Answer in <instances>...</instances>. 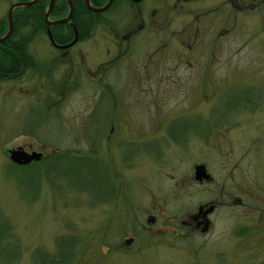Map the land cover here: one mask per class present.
<instances>
[{
    "label": "rangeland",
    "instance_id": "rangeland-1",
    "mask_svg": "<svg viewBox=\"0 0 264 264\" xmlns=\"http://www.w3.org/2000/svg\"><path fill=\"white\" fill-rule=\"evenodd\" d=\"M15 1L17 0H0V17L5 16L8 7ZM151 3L157 5L155 0H151ZM189 3L191 11L189 15H193L196 19L200 16L205 17H200V21L191 20L192 31L199 28L198 33L202 34L198 36L206 38L201 42L202 57H199L204 68L200 83L201 93L199 94V89H195L198 78L195 77L194 67H184V65L176 67L178 62L173 63L174 57L165 59L163 62L155 63L154 70H159L165 75L171 69L180 76L172 78L173 76L168 75L164 81H159L160 90L163 91L165 88L161 93L149 94L146 92V85L139 84L137 92L128 94L126 99L128 101L130 97L132 102L136 100L134 103L136 106L128 107L131 109L130 118L143 120L146 123L149 119L175 116L179 119L181 116L193 117L196 113H199L201 116L197 117L201 118L219 117L223 109L216 107L224 102L227 90L231 88L230 91H233L232 86L238 88L242 86L239 78H232L233 82L228 84L230 80L228 75L231 71L243 74V80H264V20L259 19L255 12L245 15L242 11H236L232 16L233 24L230 23L231 20L228 24L227 0H193L192 2L190 0ZM169 4L168 2L167 8ZM113 6L104 14L106 24L111 25L104 27L98 24L91 30L89 39L82 40L75 46L83 53L91 51L90 57L95 62L101 59L103 53H100L99 44L104 40L110 48L109 39L119 38L124 29L137 23L138 20H142L144 27H147L155 23L152 18L157 19L155 15L145 12H141V19L136 18L132 7L127 3ZM170 7L172 11L169 22L174 30L178 23L182 22L183 16L177 6ZM209 9L213 11L210 12ZM215 27L218 29L213 30ZM227 27H230L229 30ZM217 30L226 31L214 39V35L218 34ZM250 31L255 33L261 31L259 40L249 43L247 36ZM184 34V38L194 37L191 31H186ZM148 37L146 30L143 36L138 33L137 40ZM214 40L218 43V47L214 51V56H208L211 49L216 47ZM140 48L142 49L140 52L148 53L153 57L147 58V55L144 59L136 57L135 64L139 69L147 70L150 63L158 56L163 58L168 56L167 48L165 55L145 52L144 46ZM27 49L40 62L43 72H27L20 79L0 81V213L8 219L11 231L19 240L21 255L18 264H31L30 252L34 248H40L48 254L54 253L55 243L59 237H73L76 241L74 257L68 264H184L185 261H189L185 259L180 249L174 250L175 254L166 253L163 246L157 245L153 247L155 249H150L151 251L138 254L130 249L123 252L114 251L113 248L106 249L105 242H114V235L118 236L115 233L117 232L115 207L112 202L89 201L82 189L76 188L83 186L81 179L86 180V173L78 171L63 176L61 173L64 171H60V175L58 171H54L56 176L50 174V180L53 182L51 184L50 180H46L47 178L39 180L38 176H32L34 169L14 166L15 164L13 165L8 159V149L27 143L46 151L57 147L60 150L68 149L79 153H83L88 148V144L89 148L97 147V143L93 145V141L89 142L88 138L82 139L83 125L99 117L98 109L93 108L96 101H99V94L93 93L94 88L91 87L93 84L87 79H81L84 76L75 61L74 70L79 69L81 77L74 76V70L69 72L67 60L59 58V52L50 45L44 33L36 35ZM185 53L188 58H192L188 48ZM56 60L59 62H55ZM118 63H121L119 67L121 69L129 67V61L124 62L121 59ZM208 67L212 68L214 76L210 77L206 74ZM46 73L48 76L45 78ZM71 81L72 86H70ZM260 85L264 89V82ZM244 87L246 86L241 88ZM153 99L155 103L152 102ZM195 101L200 102L199 106L194 104L197 106L193 107L192 103ZM197 107L198 109H195ZM119 108L118 117L126 118L125 110ZM258 115L264 117L262 114L255 116ZM250 116L252 115L247 117ZM136 124L133 127L137 129V142L141 145L154 144V147L160 149L156 140L157 136L162 138L163 130H160L156 136H150L148 131H143L145 129L142 124ZM250 128L248 125H237L230 127L228 131L215 132L209 129L207 131L208 135L215 133L229 135V139L233 141L232 154L235 165L233 192L234 197L241 199L242 204L234 206L231 223L225 220L223 214V219L217 221L210 233L203 237L202 247L198 253L199 264H264V144L258 142L260 145L258 146L254 143V147L250 148L249 138L244 137L249 135L263 138L264 125ZM30 135L39 136L45 141ZM190 145L195 149L193 143ZM170 147V143L163 145L164 152L167 151L164 162L161 158L147 157L149 156L145 153L147 148L140 149L139 151H144L139 152L138 162L127 167L123 165V173L131 176L136 169H169L168 167L172 165L181 168L183 165H188L190 160L198 158L197 155L191 154L192 152H186L184 158L179 161L180 147L177 145ZM244 149L246 157L242 158L240 153ZM207 154H209L207 158L211 159V154L209 152ZM27 174L28 179L32 177V180L25 178ZM154 176L155 186H158L154 189V197H162V177ZM127 191L130 198L138 197L137 193L140 197L143 196L142 198L147 195L146 189H137L134 185H130ZM205 196L203 190L201 197L204 199ZM128 218L122 216L117 222L121 223L119 226L122 234L126 236L129 235L126 231V225L130 221ZM123 242L125 243V240ZM165 258L170 261L166 262Z\"/></svg>",
    "mask_w": 264,
    "mask_h": 264
},
{
    "label": "flooded vegetation",
    "instance_id": "flooded-vegetation-1",
    "mask_svg": "<svg viewBox=\"0 0 264 264\" xmlns=\"http://www.w3.org/2000/svg\"><path fill=\"white\" fill-rule=\"evenodd\" d=\"M155 1L157 5L152 4L151 0H110L105 10L98 12L93 11L98 13L99 20L94 24L92 29L98 24L104 25V27H106V25L110 26L111 24H106L105 22V12L112 8L113 5L119 6L122 3L129 4V6L132 7L134 16L136 18L138 17V19H141V12L157 17V19L152 18V20L155 21L153 25L144 27L142 20H138L137 23L124 29L123 33H120L119 38H110L111 50L104 40L103 43L99 44L101 46L100 53L103 54L98 62H95L94 59L90 57L91 51L88 50L83 53L80 49H76L75 46H77L80 41L89 39L92 31L89 29L84 36L79 38L75 26L69 20L70 16L67 21L61 22L67 23L70 27V33L67 38L63 36L62 31L64 30L61 29L54 31L58 39L57 41H55L51 35V27L60 23L53 25L45 24L46 27L44 32H38L34 35L35 37L40 33H44L50 45L59 52V58L65 61L67 60L69 72L74 70L76 64V66L81 69L84 77H81L79 69L74 70V76L80 75L81 79H87L89 83L93 84L91 86L92 89L94 88L93 93L99 94V101L97 100L93 106L94 109H98L99 117L83 125L84 136L82 137L83 140L88 138L89 142L93 141V145L97 143V147L89 148L90 145L88 144V148L85 149L83 153H79L78 151H74V153L68 149L60 150L57 147L46 151L27 143L14 146L13 148L21 147L26 152H40L41 154L38 159H32L26 164H15L9 158L8 159L18 167L22 166L28 169H87L86 180L84 179L82 181L83 186L76 188H81L89 201L112 202L115 207L114 210L117 218L115 231L118 232L115 233L118 234V236L114 235V242L106 243L104 241L106 249L113 248L114 251L117 252L130 249L132 252L138 254L147 252L150 249L153 250L155 249L153 247L157 245L163 246V250L166 253L173 252L175 254L174 250L180 249L184 253L185 259H189V261H185L184 264H199L198 259L200 258L198 257V253L202 247L203 237L210 233L217 221L223 219V214H225V220L231 223L234 206L242 204L241 199L235 198L233 192V171L235 169L232 154L233 141L229 139V135L223 133L208 135L207 131L208 129L215 132H219L220 130L228 131L230 127L232 128L237 125H248V127H251L250 129H254L258 125H264V117L260 115L255 116L256 114L264 115V89L260 85L264 80H243V74L241 75L238 72L231 71V74L228 75L230 78L228 84L233 82L232 78H239L242 82L241 87H246L242 89L241 87L232 86L233 91H230L231 88L227 90L224 102L221 103L219 107H216L223 109L219 117L201 118L197 117L201 115L196 113L193 117L181 116L179 119H176L175 116L164 119H149L146 123H144L143 120L133 119V117L130 118V108L132 105L136 106V104H134L136 100L132 102L130 97L128 101H126V99L129 96L128 94H135L137 92L139 84L140 86L146 85V92L149 94L161 93L165 91V88L163 91L160 90L159 81H164L168 75L173 76L172 78H178L180 76L175 74L171 69L168 70L169 73L165 75L159 70H154L155 63L163 62L165 59L174 57L173 63L176 64V62H178L176 67H178L177 65H179V67L181 65H184V67H194L196 69L195 77L198 78V85L195 89H199V94L201 93L200 83L201 77L204 75V72H202L204 68H202V60L199 57H202L201 47L203 44L201 42L206 38H202L201 35L200 37L198 36L202 34L198 33L199 28H195V31H192L191 20L200 21L201 18L205 17L200 16L201 18L198 17L196 19L193 15H189L191 12L189 10L190 0ZM192 1L193 0H191V2ZM168 2L170 4L167 8ZM53 3L54 0L51 8ZM227 3L226 13L228 16V24L229 20H231L230 23H232V16L236 11H242L245 15H250L249 13L255 12L258 14L259 19L264 20V0H227ZM66 4L67 9L65 15L68 11L67 0ZM23 6L27 5L15 6L11 9V30L13 10ZM91 6L96 8L102 5ZM170 6H177L183 16L182 22L178 23L177 26L175 25L176 29L174 30H172L169 22L170 13L172 11ZM209 10L210 12L213 11V9ZM6 14L4 17L6 18L7 31L8 20ZM48 16V20L64 17L50 19ZM216 29H218V27L213 28V30ZM146 30L148 31L149 37L137 40L138 33L143 36ZM6 31L1 36H3ZM186 31H191V35L194 37L191 38L188 36L184 38V33ZM225 31H218V34L214 35V39H217L216 37L221 36ZM260 32L261 31L257 33L248 32L247 39L249 43L256 39L259 40ZM9 34L5 38H7ZM74 36L75 40L71 44H68ZM214 41L216 47L211 49L207 54L208 56H212L215 49L218 47V43L216 40ZM140 46L145 47V52H156L159 53V55H162L165 52V48H167L168 56H165V58L158 56L156 60L152 58L155 62L152 61L147 70L139 69L138 65L135 64V59L137 60L136 57L139 56L144 59L145 55H147V58L150 56L148 53L144 54V52H140L142 50ZM187 48L191 52L189 55L191 54L193 59L187 57L185 53ZM114 51H116V53H114ZM76 52H78V54H76ZM105 53L108 55L106 56ZM204 57L207 58L205 55ZM121 59L124 60V62L129 61V67L119 68L121 67V63H118V61H121ZM35 60L32 69H26L21 77L27 72H43L42 65L37 59ZM180 61L183 62L180 63ZM55 62H59V60ZM211 69L212 68L208 67L206 70V74L210 77L214 76ZM46 74L45 78L48 76V74ZM21 77H19V79ZM70 86H72V81L70 82ZM123 95L124 97L122 98ZM152 102L155 103V99H153ZM192 104L193 107H196L197 105L199 106L200 102L197 103V101H195V103ZM121 105L122 107H120ZM210 105L212 106V103ZM128 107L130 108L128 109ZM118 108L125 110L126 118L118 117ZM195 109H198V107ZM240 113L242 114L240 115ZM248 115L252 116L247 117ZM136 123L142 124L145 129L143 131H148L150 136H156L160 130H163L164 135L162 134V138L160 139V137L157 136L156 140L157 145L161 147L160 149L154 147V144L150 145L143 143V145H141L137 142V129L135 130L133 127V125H137ZM85 135H87V137ZM32 136L38 140L45 141L39 136L30 135V137ZM55 136H57V134H55ZM244 137L249 138L248 142L250 143L248 145L250 148L254 147V143H257L258 146H260L258 142H260L261 145L262 143L264 144V137L262 138V136L256 138L247 135ZM75 138L78 139L77 137ZM168 143H170L171 147L173 145L180 147L178 155L179 161L184 158L186 152H192L191 154L197 155L198 158L190 160L188 165H183L181 168L180 166L178 168L172 165L168 167L169 169H136L131 176H127L123 173L124 169H122V166L124 165V167H127L130 164L138 162L137 157L140 154L139 152L143 153L144 151L139 150L143 148H147V151H145V153L149 155L147 157H151L152 159L161 158V161L164 162L166 160L165 154L167 151L164 152L163 145ZM191 143H193L195 149L192 148V145H190ZM208 152L211 154V159L207 158L209 156V154H207ZM240 156H242V158L246 157L245 149L240 153ZM68 157H75L79 159L80 163L78 162V164L74 166L61 165L59 159L61 158L63 161L64 158ZM89 174L92 175L94 179L96 178L94 182ZM154 175H160L162 177V197H154V189L158 187L155 186L156 177ZM130 185H134L137 189H146L147 195L142 198L143 196L140 197L139 193H137L138 197L130 198L127 191ZM203 190L206 194L204 199L201 197ZM122 216L126 218L130 216V218H128L130 221L126 225V231L129 234L127 236L122 234V229L119 226L121 223H117L121 220ZM105 235V232H103V236ZM123 240H125V243ZM165 261L169 262L170 259L165 258Z\"/></svg>",
    "mask_w": 264,
    "mask_h": 264
},
{
    "label": "trees",
    "instance_id": "trees-1",
    "mask_svg": "<svg viewBox=\"0 0 264 264\" xmlns=\"http://www.w3.org/2000/svg\"><path fill=\"white\" fill-rule=\"evenodd\" d=\"M89 2L91 5L100 6L106 0H89ZM47 3L48 0H36L27 6L17 7L13 10L12 30L9 36L0 42V80H16L21 77L26 69H32L36 60L27 49L28 43L34 38L36 33L44 32L46 25L43 21V13ZM71 4L72 12L69 20L75 26L80 38L86 34V31L92 30L94 24L99 20L98 13L89 10L83 0H71ZM66 9V0H54L48 17H62L65 15ZM51 28V35L55 41L58 39L54 31L58 29L64 30L62 34L65 38L69 36L70 27L67 23H60ZM5 31L6 18L2 16L0 17V36ZM59 161H61V165L74 166L78 164L79 159L68 157L64 158L63 161L60 158ZM54 171H58L59 175L64 171L61 173L64 176L65 174L77 173L78 171H83L85 174L87 169H34L31 174L32 176H38L39 180L44 178L50 180V174L53 173V176H56ZM89 176L94 182L96 178L94 179L90 174ZM25 178L28 179V174ZM31 178L28 180H32ZM83 180L81 179V181ZM49 182L52 184L51 180ZM75 243L76 241L73 237H59L55 243L54 253L48 254L40 248H34L30 252V262L31 264H68L74 257ZM20 255L19 240L11 231L8 219L0 213V264H18Z\"/></svg>",
    "mask_w": 264,
    "mask_h": 264
},
{
    "label": "water",
    "instance_id": "water-1",
    "mask_svg": "<svg viewBox=\"0 0 264 264\" xmlns=\"http://www.w3.org/2000/svg\"><path fill=\"white\" fill-rule=\"evenodd\" d=\"M34 1L35 0L17 1V2H14L13 4L10 5V7L7 10V14H6L7 20H8V29H7L6 33L3 36L0 37V41L3 40L9 34V32L11 30V23H10L11 9L13 7H15V6L31 4ZM52 2H53V0H49L48 6H47V8H46V10L44 12L43 19H44L45 24L53 25V24H56V23H61V22L67 21L69 16H70V14H71V3H70V0H67L68 11H67V14L64 17L59 18V19H54V20H48L47 16H48L49 10L51 8ZM84 2H85L86 7L89 10L98 12V11L105 10L108 7V5H109L110 0H107L104 5H102L100 7H96V8L91 6L89 4L88 0H84ZM49 39L52 42V39L50 38V36H49ZM74 40H75V36L73 37V39L68 44H71ZM64 46H66V45H64ZM7 152H8V158L15 164H26L32 159H35V160L38 159L40 154H41L40 152H37V151L26 152L21 147H15V148H12V149H8Z\"/></svg>",
    "mask_w": 264,
    "mask_h": 264
}]
</instances>
